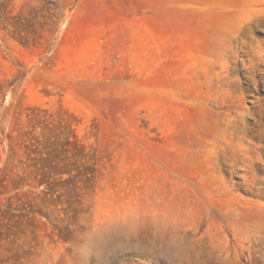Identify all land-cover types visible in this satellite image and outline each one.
<instances>
[{
	"label": "rangeland",
	"instance_id": "1",
	"mask_svg": "<svg viewBox=\"0 0 264 264\" xmlns=\"http://www.w3.org/2000/svg\"><path fill=\"white\" fill-rule=\"evenodd\" d=\"M0 264H264V0H0Z\"/></svg>",
	"mask_w": 264,
	"mask_h": 264
}]
</instances>
